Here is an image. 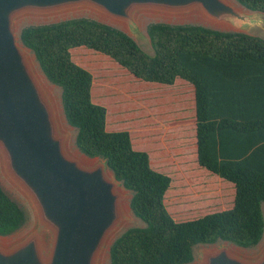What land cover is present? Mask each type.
<instances>
[{
    "label": "trees",
    "instance_id": "obj_1",
    "mask_svg": "<svg viewBox=\"0 0 264 264\" xmlns=\"http://www.w3.org/2000/svg\"><path fill=\"white\" fill-rule=\"evenodd\" d=\"M236 1L264 11V0ZM146 31L152 54L122 30L86 16L20 31L45 76L60 87L77 148L106 158L116 179L133 192L130 207L144 225L114 240L108 264H187L199 243L257 245L264 233V38L195 23L150 22ZM77 46L109 56L139 80L170 85L181 78L193 85L197 162L234 184L231 208L173 219L164 202L170 176L152 168L147 152L133 148L128 130L106 129V107L91 98L92 74L71 57ZM25 220L23 208L0 185V235Z\"/></svg>",
    "mask_w": 264,
    "mask_h": 264
},
{
    "label": "water",
    "instance_id": "obj_2",
    "mask_svg": "<svg viewBox=\"0 0 264 264\" xmlns=\"http://www.w3.org/2000/svg\"><path fill=\"white\" fill-rule=\"evenodd\" d=\"M81 8L109 21L89 15L60 20L94 18L122 30L149 54L148 23L142 32L137 24L141 13L188 19L151 22L195 23L251 36L261 37L264 29V11L236 0H0V166L32 215L25 235L9 243L0 241V264H100L106 252L108 264L114 240L128 228L144 225L130 207L132 190L116 179L107 159L89 157L77 148L76 129L65 118L60 87L48 80L20 39V18ZM48 85L59 88V110ZM61 116L73 133L74 151ZM20 206L25 224L27 212ZM262 211L264 215V203ZM128 212L141 224L122 229ZM20 228L0 237L12 236ZM255 246L257 252L248 255L241 250L245 247L226 240L199 243L187 264H264V233Z\"/></svg>",
    "mask_w": 264,
    "mask_h": 264
},
{
    "label": "crops",
    "instance_id": "obj_3",
    "mask_svg": "<svg viewBox=\"0 0 264 264\" xmlns=\"http://www.w3.org/2000/svg\"><path fill=\"white\" fill-rule=\"evenodd\" d=\"M90 51L93 50L84 46H77L70 49L72 59L73 53L89 54ZM97 53H99V55L95 57L96 62L91 68H87L84 64L74 59L73 61L88 69L92 74L91 98L93 102L102 104L106 107V129L108 131L128 130L133 148L147 152L152 168L170 176L171 182L164 195V202L165 196L169 192L175 200L180 198L185 191V187L191 185V182L196 176H200V178L208 182L210 196L216 195L217 198H209L205 203L202 201L194 203L193 206L195 210H200L202 208L205 210V212L198 217L207 213L231 208L235 194L234 184L208 171L204 167H201L197 162L193 85L184 79L176 78L174 83L170 84L172 88L159 86L162 87L160 89V95H164V97L166 95L170 96L176 101L177 106L181 105L182 107V104L186 101L189 102L188 108L190 112H188V114L181 113L175 118L173 114L168 112L170 111V103L168 101H162L160 98L161 107L155 112H152L151 117L139 121L137 130L132 132L131 127L123 122L127 118L125 108L109 105L108 100L102 97L107 87L103 79L100 81L99 77L102 75H100L99 69L106 64V59H113L100 52ZM109 64L115 67L118 63L114 61L113 63L109 62ZM95 80L98 82L95 83ZM143 83L150 87H154L155 85L147 81ZM172 217L176 221L195 219L178 220L174 218V216Z\"/></svg>",
    "mask_w": 264,
    "mask_h": 264
},
{
    "label": "rangeland",
    "instance_id": "obj_4",
    "mask_svg": "<svg viewBox=\"0 0 264 264\" xmlns=\"http://www.w3.org/2000/svg\"><path fill=\"white\" fill-rule=\"evenodd\" d=\"M76 15H89L109 21L108 19L102 18L101 16H99L94 12L81 8L74 11L59 12L48 15L29 14L27 16L20 18L17 21V28L20 29L21 27L32 23L57 21L63 18L76 16ZM160 19L162 18H159L158 16L147 15L144 13L139 14L137 17V24L139 31L142 32L147 23L151 21H157ZM162 20L168 22L188 21V19L185 20L162 19ZM191 20L197 22L195 18ZM259 35L264 38V29L259 33ZM145 48L149 50L148 46H145ZM97 55H99V53L95 51H90L89 54L73 53V59L77 62L84 64V66H86L87 68H91V66L96 62L95 57ZM105 61L106 64H104V66L99 69L100 75H102L101 77H99L100 81H102L103 79L107 87L102 97L108 100L109 105H113L115 107L121 106L125 108L127 118L123 122L129 125L133 132L137 130V125L139 121L144 120L147 117H151V113L155 112L159 107H161L160 97L158 95H160V89L162 87L159 86H163L165 88H172V86L168 84H160L156 82H150V84H155L154 87L147 86L145 83H143L144 81H140L139 79L135 78L125 68L119 66L118 64L115 67L110 65L109 62L113 63L114 62L113 60L111 59L109 60L108 58ZM96 82L98 81L95 80V83ZM48 86L50 87L49 89H50V93H51L50 95L52 101L59 110V88L52 85H48ZM130 96L132 98H129ZM169 103L171 106L169 109L170 111L168 112L173 114L175 118L181 113L188 114V112H190V109L188 108L189 102L187 101L184 104H182L183 105L182 107L181 105L177 106L176 101L173 98ZM61 119L63 122V126L70 134L69 140H70L71 151H74L75 146L73 143V133L72 131L68 130V127L64 123L62 116ZM0 184L13 199H15L20 205L24 207L25 211L27 212V221L22 226V228H20L12 236L0 237V241H2L3 243H9L27 233V231L29 230L32 224V217H31L32 215L29 210L27 202L24 200L23 196L17 190V188L4 175L1 166H0ZM209 198L216 199L217 196L216 195L210 196V189L208 188V182L200 178V176H196V178L193 179V181L191 182V185L185 187V191L184 193H182L180 198H177L175 200L170 192L167 193L165 196V205L168 208L169 212L172 214V216H174V218L178 220L196 218L201 214H203L205 210L203 208L200 210H195L193 206L194 203L198 201H202L203 203H205L206 200H208ZM182 212H184L185 214ZM140 224L141 222L135 219L130 214V212H128V218L125 221L122 229L129 227L131 225H140ZM241 250L248 255H253L257 252L258 246L241 249ZM107 261H108V253L106 252L103 255V258L101 259L100 264H106Z\"/></svg>",
    "mask_w": 264,
    "mask_h": 264
}]
</instances>
